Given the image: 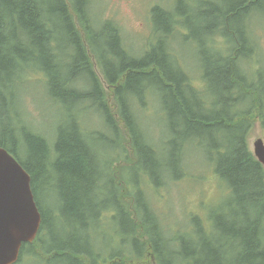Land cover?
<instances>
[{"label": "bare ground", "instance_id": "1", "mask_svg": "<svg viewBox=\"0 0 264 264\" xmlns=\"http://www.w3.org/2000/svg\"><path fill=\"white\" fill-rule=\"evenodd\" d=\"M72 1L74 2V0ZM69 2L70 0H64V3L63 0H0V12L1 14H6L5 19L2 18L0 21L1 32H5L8 38L10 37V41L7 44L3 43L1 45L5 51L3 55L11 53L17 49L15 47L20 46V49H18L19 52H17L19 54L15 57V60L17 59L16 66L13 64L6 67L0 66V73L10 71L14 67L20 66L23 68V65L27 68L38 67L36 71L33 72L31 70L30 72L32 73H28L30 74L28 80L21 79V75H19V80L16 81L12 88L7 86L4 76L0 74V103L3 98L8 96L12 102L16 103L17 109L15 112L20 115L25 113V117H29L40 115L41 109L36 103V101H40L44 109L49 105L58 107L62 110L64 118L70 119L69 122L61 124L64 131L54 140L50 139L48 131L39 128L38 124L29 117V121L33 122L37 129L50 141V150L48 144L45 143V169L40 174L39 179L56 176L61 179L80 180L76 175L69 176L66 173H59L57 169L58 163L56 162L66 163L67 157L63 154V150L55 149L57 141L61 138H63V141L68 142V139H77L78 136L91 164L90 180L92 182V189L90 188L87 192L84 206L93 207L94 211L104 204L110 206L109 208L115 206L113 205L112 192L103 188L99 190V186L104 181V174H109L110 167L114 164V161L118 160L119 149L130 142L129 135L126 131L127 122L122 116L121 102L126 111L131 132L139 141H149L153 146L151 153L147 157L148 162L157 161L163 164L170 161L177 153L179 148L173 144L168 146L161 145L162 140L160 138L161 131L159 127L166 123H171L170 129L178 135V141L181 144L179 172L186 174L185 161L191 151H198L201 156L216 163L223 170V162L228 159L227 157H230L229 154H221L225 146L222 136L225 134L226 114L229 120L235 112V107L233 105L228 106L227 111L224 110L221 113L202 112L201 107L198 105L196 99H194L197 90L193 89L194 83L191 79V72L187 68L179 66L177 62V65L171 62H164L166 63L164 68L166 74L160 71L158 75L146 76L141 79L137 87L135 85L138 81L135 80L133 89L126 91L122 89L114 97L106 95L98 85L95 74L91 73L90 69H88L90 63L87 57L88 55L85 54L84 50L82 52L83 41L80 33L75 31L73 22L69 23L68 21L62 20L64 4L66 7ZM87 3L88 0H80L78 5L83 6ZM179 4L183 6V0L176 1L177 11L175 14L168 6H162L154 13L153 21L156 33L158 34L157 45L159 43L168 45L184 40L183 45L185 46V41L187 44H189V40L196 41L183 28V10H178ZM35 10H37V22L42 28L38 34L30 32L28 29L29 25H25L20 19V15L30 14L31 11ZM164 18L168 22L167 27H165V23H163V26L161 24V19ZM84 22L90 24L88 30L92 34L96 45H100L104 53L101 56V62L105 77L108 78V74L115 77L116 75L111 69L118 70L121 63L128 62L129 58L113 44H110L109 50L105 37L106 33H111L119 38V30L112 23L109 24L106 22L102 24V28L96 22L91 23L87 19ZM248 22L250 21H244L243 23ZM217 24L224 27L222 20ZM251 27V25L245 26L248 30ZM68 30L72 31V33L68 37H65ZM238 31L244 32L245 29L242 26H238ZM36 41L41 42L45 46L46 51L40 53L37 48L35 49L34 47L37 46ZM195 45L198 53H200V44L197 43ZM15 52L13 51L12 53ZM169 56L172 57V51L166 49L165 57L169 58ZM200 58L202 59V57ZM44 63L47 64L42 65ZM70 66L76 71L75 77L73 76L74 80H71ZM200 66H203L202 71L208 73L207 76L209 77V71L207 70L208 64H203V61L200 60ZM232 68L234 72L236 70L234 63ZM37 73H42L43 76L35 79ZM237 74L239 76V73ZM240 77L243 78L241 75ZM43 97H47V99H41ZM184 101H190V107H192L191 112L188 113L185 110L188 103L183 106L185 115L178 108V102L183 105ZM149 107L153 109L157 108L152 112L149 110ZM93 112H97L98 114L95 115ZM246 114L245 112L244 115ZM99 118L100 121H97ZM0 123L3 126L5 134H14L13 129L15 130V124L11 123L1 112ZM248 128V125L243 124L236 129L239 130L240 137L245 138L248 134ZM23 131L25 136L23 135L22 138L24 139L29 135H35L28 130ZM230 144L229 149L232 150L234 148L233 142H230ZM234 144L236 148L242 147L240 142H235ZM0 147L18 158V153L14 150L3 145ZM105 147L109 148L105 149ZM18 159L22 164L25 161L20 158ZM49 161L56 164L50 167ZM77 161L79 162V160ZM142 171L156 178L159 186L167 184L161 180L159 169L156 168L151 172L147 168H142ZM143 172H132L129 175L130 179H132L134 190L141 192L143 196L142 206L138 207V216H142L145 221H148V225H152L156 231V235L160 236V240L162 239V241L167 242L162 243L160 246V262L162 264H183V256L175 253L176 248L169 241V234L166 232L167 220L155 211L150 202L148 182ZM260 175L261 171L255 169V172L251 171L248 173L247 181L253 182ZM54 185H56L54 181L46 184V194L49 192L48 194L51 195L52 191H50V187ZM221 187L225 191L228 189L223 181H221ZM40 189L37 190V198L44 217L43 219L46 223V229L49 226L52 227V221L51 219H47V217L49 215L56 216L58 220H61L56 221L57 224L64 226L65 223H70L66 227L73 231L75 230L79 240H76L71 248L62 246L50 248L48 251L42 250L43 244L47 246L63 244L59 240L58 234L52 232V243H46L41 238L38 245L32 250V262L35 260L42 262V264H55L54 262L57 258L61 257L66 260L69 257L71 259L69 264H73L72 261H74V264H151L146 256L139 255L137 249L135 250L133 248V244L136 248L140 243L137 241L138 231L134 217H132V211H125L128 216V221H131L127 228L124 227V224L120 220L113 221L112 224L117 226V238L115 239L113 237V242L122 239L124 240L123 247L118 248L116 244H108L104 241L91 240L89 242V240L85 241V234L83 232L80 233L71 221H67L65 217L61 218L57 215L62 204L59 210L58 208L54 210V207L45 205L47 201L52 203L53 200L49 196V199L46 198L44 202L40 197ZM76 192L79 195L82 193L80 190ZM115 200L117 201V198ZM259 201L260 198L256 196L251 202L243 200L239 206L240 199L236 198L230 206L218 212L215 221H223L225 217H228L229 221H231L232 217L230 218V215L232 213L236 214L244 208H250V203L257 204ZM52 210L54 211L51 213ZM77 211L79 212L77 216L74 215L73 218L68 216V219L72 221H77L76 218L80 219L82 226L88 228L89 226L86 224L92 222V213L87 212L84 208L78 209ZM251 213L243 221H247L248 219L251 222H260L259 227L257 226L256 229V236L260 243V249L257 252L261 254L264 263V218L258 215L261 212L251 211ZM102 214L103 211L101 212L99 210L98 215ZM120 215L122 214L120 213ZM233 230L234 226L232 224L226 225V231H230V236L234 239L238 249L241 252L245 251L246 247L244 242L237 234L234 235ZM45 231L44 234L46 235ZM213 233L215 232H207L202 228L194 235H186L185 239L193 247L200 245L206 246L210 244L209 242L212 241V238L220 237V235ZM141 245L145 250H149L153 245L152 235L148 233L145 242ZM44 258L49 262H45ZM188 264H197V262H190Z\"/></svg>", "mask_w": 264, "mask_h": 264}, {"label": "trees", "instance_id": "2", "mask_svg": "<svg viewBox=\"0 0 264 264\" xmlns=\"http://www.w3.org/2000/svg\"><path fill=\"white\" fill-rule=\"evenodd\" d=\"M53 1V0H52ZM197 3H191V0H183V6L179 4L178 10H183V28L188 31V33L200 44V57H202L203 64H208L207 70L208 73L202 71L203 66H199V73L203 78L204 82L201 84H196L194 79H191L194 83L193 89L197 90V93L194 97L198 105L201 107L202 112H213L221 113L227 111V107L236 104L234 103V91L235 83L238 82L237 79V62L242 56V48L246 42H249L247 37L248 29L245 26H249L250 23H243L248 21L252 13L261 12L264 13V0H219V2L209 1V0H194ZM64 3V0H63ZM80 0H70L69 4H64V14L62 20L68 21L69 23L73 22V27L77 33H80L83 44L82 48L85 51V54L93 55L95 58H98L101 62V56L104 54L100 48V45H96L93 40L92 34L89 32L88 27L89 23L84 22L76 10L73 9V14L70 11V7H75L82 12L83 6L78 5ZM74 4V5H73ZM157 11L155 9L154 13ZM177 11V6L172 11L174 14ZM4 13L0 12V21L5 19ZM21 16V21L25 25H29L28 29L33 34H38L41 31V27L37 22V10L31 11L30 14H23ZM77 17V20H76ZM246 18V19H245ZM161 24H166L167 20L161 19ZM222 20L224 27L219 26V23ZM112 23L115 27L117 26L113 20L102 18L96 23L101 27L104 23ZM1 26V22H0ZM238 26H242L245 31H238ZM103 28V27H102ZM72 31L68 30L65 37H68ZM106 42L110 50V44H113L117 49H119L126 57L129 58L128 62H122L118 70L111 69L115 73V77L108 74V78L105 77V82H101L97 77L96 81L100 88L103 90V93L110 95L113 88H116L115 96L120 93V90L124 89H133L135 85L137 87L139 81L146 76L158 75L159 72H165V61L171 62L183 68H187L182 62H179L180 57L175 55L172 52V57H165L167 45L162 43L156 44L155 47H152L149 51L145 52V56L142 59L134 58L130 52L125 47L123 41L118 38L116 35L111 33H106ZM158 39V34L156 33V41ZM10 41V37L4 32H1L0 27V66H8L13 64L16 66L20 46L15 47L17 49L15 53H9L3 55L5 52L2 48V44H7ZM203 42V44H202ZM37 46L34 47L40 53L46 51L45 46L41 42L36 41ZM21 45V44H20ZM82 50V52H83ZM171 50V49H170ZM54 51V50H51ZM36 53V51L34 50ZM175 56V57H174ZM88 57V56H87ZM179 58V59H178ZM90 65L88 69L92 67L90 57H88ZM177 62V63H176ZM102 63V62H101ZM233 63L236 65V70L233 72ZM44 63L42 65H45ZM28 69V70H27ZM37 68H27L23 65V68L14 67L10 71L1 72L0 74L4 76L6 84L9 88H12L17 80H19V75L21 79H29L31 70L34 72ZM71 69V80H74V75L76 74L75 70L70 66ZM188 69V68H187ZM189 70V69H188ZM32 73V72H30ZM92 73V71H91ZM68 74V76H69ZM67 76V75H66ZM74 76V77H73ZM105 85H108L106 87ZM73 95V93H72ZM201 98V99H200ZM191 101V100H190ZM190 101L183 103V105L178 102V108L180 112L185 115L183 112V106L187 104L185 110L190 113L192 107ZM122 107V116L127 122L126 131L129 135L130 142L123 145L118 151V162H121L120 168L124 172L123 183V211L121 214L124 215L121 218V221L124 224V227L127 228L128 224L131 221H128V216L125 211H132L134 217L137 221L135 225L138 229L139 234L149 233L153 237V246L158 255H160V246L162 243H167L160 240L158 235H156L155 229L148 225V221H142L143 217L138 216V207L142 206L143 196L141 192L130 190L127 188V184L132 182L129 175L132 172H143L142 168H147L153 172L156 168L159 169L161 180L165 181L167 184L164 186H159L156 178L151 175L143 172L147 179L152 178L155 180V188L157 190V195L163 197L162 188H172V187H181L184 195V176L180 169V148L181 144L178 141V135L175 133L173 137H169L164 140L163 144H173L178 147L177 153L173 158L165 163H160L157 161L148 162L147 157L152 151V145L149 141H139L134 134L131 132L128 118L124 106L121 102ZM16 103L12 102L8 96L2 99L0 103V112L3 113L8 120L15 124V130L13 129L14 134H5L3 131V126L0 123V146H5L11 150H14L18 158L25 160L24 163L20 162L23 167L30 173L32 178V188L37 198V190L41 188L42 180L45 181V184L50 182V178H40V174L45 169V153H46V144L49 146L50 150V141L45 135H43L35 126L33 122L30 121L32 126L26 124L22 115L16 113ZM228 120L226 114V124H225V134L222 136L225 146L223 147L224 151H221V154H229L230 157H227L223 164V170L214 162L210 161L212 166V172L215 175L216 181L221 185L223 181L224 185L228 188L226 191L222 189L225 194V200L219 205L208 204L201 192L194 191L191 196L186 197L193 201L194 208H183V240L178 245H175V253L183 256V264H188L190 262H197V264H264L263 258L259 251V240L256 236L257 226L259 227V221H243L247 218L249 214H252L251 211L261 212L260 216L264 218V171L263 166L256 160L252 152L248 149L246 145V140L244 137H240V132L236 129L239 126H234L235 122L234 115L232 114ZM183 118V117H182ZM234 123V124H233ZM231 125V128H230ZM23 130H28L32 132L33 135L22 138L24 135ZM62 133V132H61ZM60 133V134H61ZM233 133V134H230ZM14 135V136H13ZM25 136V135H24ZM30 138V140H29ZM28 139V140H27ZM230 142H233L234 148L229 149ZM235 142H240L242 144L241 148L235 147ZM82 142L77 136V139L71 138L67 141H63L61 138L57 141V146L55 149L63 150V154L67 157L66 163L56 162L57 169L60 174L66 173L69 176L76 175L80 180H72L63 178L61 183L63 185H68L70 190H67V194L64 195L66 201L67 211H65L70 218H73L74 215H78V209L83 208L85 203L87 192L89 189H92V182L90 183V173H91V164L89 163L88 156L82 147ZM162 145V144H161ZM217 151V149H216ZM17 158V159H18ZM19 160V159H18ZM74 160V161H73ZM79 160V162L77 161ZM20 161V160H19ZM73 161V163H72ZM49 161L50 167L54 166L56 163ZM148 166V167H147ZM176 169V172H174ZM255 169L261 171V175L256 177L253 182L247 181L248 173L255 172ZM221 170V171H220ZM247 178V179H246ZM80 190L82 193L79 195L76 191ZM230 191V193H229ZM258 196L260 201L257 204L250 203V208H244L243 210L238 211L236 214L232 213L229 221L228 217H225L223 221H215L218 212L226 209L234 201V199L239 198L240 203L245 200L246 202H251ZM40 207V204L38 202ZM106 205L104 204L103 207ZM102 207V208H103ZM124 207V208H123ZM86 211L92 213L94 216V208L86 206ZM201 209H209L210 212L207 213V217L204 218L203 212H195ZM62 212V213H65ZM256 215V214H254ZM138 216V217H137ZM44 218V217H43ZM139 221V222H138ZM203 221H211V227L208 229ZM232 224L234 226L233 233L237 234L246 247L245 251L238 249L237 244L234 239L230 236V231H226V225ZM132 225V224H131ZM133 228V226H132ZM205 229L207 232H215L213 234L220 235L219 238H212L210 244L204 246H191L185 239L186 235H194L200 229ZM216 236V235H215ZM138 240V239H137ZM170 241V240H169ZM140 243V249L142 253L145 251L144 247ZM170 243H172L170 241ZM139 245V244H138ZM202 246V247H201ZM200 253V255H198ZM261 261V262H260ZM74 264V261H72ZM162 264V263H161Z\"/></svg>", "mask_w": 264, "mask_h": 264}, {"label": "rangeland", "instance_id": "3", "mask_svg": "<svg viewBox=\"0 0 264 264\" xmlns=\"http://www.w3.org/2000/svg\"><path fill=\"white\" fill-rule=\"evenodd\" d=\"M116 3H114L112 0H102V2H98L97 0H92L90 1V3L88 2L89 6L91 5H95L98 9L102 10V12L100 14L106 16L107 18H118L120 21V24L122 26V31H123V35L124 37L132 44H134V50L137 51V49L139 48H143L146 46V43L149 41L150 45H147L145 50H149L152 47H155L157 44V41L155 38H151V30H152V26L149 20V15L151 14V10L152 8L155 6V4H162V5H166L169 0H115ZM177 1V0H176ZM209 1H215V2H219V0H209ZM197 3V2H194ZM108 5V7H107ZM113 6V7H112ZM87 5H83L84 9H87ZM115 9L118 10V13L115 14ZM97 13V12H96ZM118 14V15H117ZM99 16L98 13L94 14L91 21L94 23L96 21H98ZM251 24H255V29H251L249 31V36H252L254 32L258 33L261 36V39L259 41V45L262 47V45L264 46V15L262 13H257L255 15H253L252 17H250L249 19ZM263 37V39H262ZM151 38V39H150ZM184 41V40H183ZM198 43V39H196L195 42H193L192 40H189V44H187V42L185 41V46H183V49L180 50L181 51V55L180 58L183 59V64L185 66H188V68L190 69L191 75H195L199 72V66H200V56L198 53V49L196 47L195 44ZM243 45V49L246 50L247 45L246 44H242ZM263 49V53L260 55V58L258 60L257 63V70L261 71L264 74V48ZM144 50V51H145ZM142 51L137 52L138 56L141 55ZM43 74L42 73H37L35 75V79H39L40 77H42ZM198 75H195L194 77H197ZM194 82L196 84H201V82H203L200 78H194ZM41 99H47V97H43ZM38 107L41 109V113L39 116H29L32 120H34L37 124L38 127L41 129H44L45 131H48L49 135H50V139H57L60 136V133L62 131H64L62 129L61 124L64 122H69L70 119L68 118H64L63 112L60 108L55 107V106H51L49 105L46 109H44L42 102L40 101H36ZM157 104V102H156ZM157 108V107H156ZM155 109L149 107V110L154 112ZM95 115H97V112H93ZM92 114V113H91ZM29 117H25V113H23L22 115V119L23 121L28 124L29 126H32L30 121H29ZM61 121V122H60ZM100 121V118L97 120ZM171 123H166L164 125H162L161 127H159V130L161 131V135L160 138L162 140V145H170V144H163L165 139H168L169 137H173L174 133L172 132V130L170 129ZM109 148V147H105ZM114 166V164L112 165V167ZM215 166V163H214ZM176 172V169L175 171ZM187 173V171H186ZM203 175V179L202 181H200L199 183H196L195 180L192 177H189L188 175H186L183 179L184 181V195L186 197H189L192 195V193L194 191H198L201 192L203 194V190L207 185H213L216 181L215 179V175L212 172V168L208 167L206 169L203 170L202 172ZM149 176V175H146ZM150 177V176H149ZM152 179V178H151ZM121 180H123V178L121 177ZM50 181H54L56 183V185L50 187V191H52L51 195H49L48 193L46 194V184L43 183L41 184V194L40 197L42 198V200L45 202L46 198L49 199V196L51 198L52 203H49L47 201V203H45L46 206L49 207H54L53 209H57L59 210L60 205V211L59 214H57L58 216L65 217V219L67 221H71V223L74 224V226L80 231V233H84L85 234V241L89 242L91 240H97V241H103V240H107L109 239L106 235L110 234L111 236H113L115 239L117 238L116 235V231H117V226L113 224V221H110L111 218H103L101 216L98 215L100 208L96 209V211L94 212V216L92 219V222L89 224H86L87 226H89L88 228L82 226L80 219H77V221H72L68 219V214L65 212L67 211V207H66V201H65V197L64 195L67 194V190H70L68 185H63L61 183L62 179L56 176H52V178H50ZM124 181V180H123ZM153 183L156 184L155 180L152 179ZM91 183V181H89ZM115 184L112 182L111 180V175L110 173H105L104 174V181L102 182V184L99 186V190H101V188L108 190L109 192H112V199H113V205H117L118 202L115 200V198L118 199V197L121 196V191L119 189H116ZM117 186V185H116ZM131 189V186H130ZM162 193H164L165 196V200L162 199V201H165L169 204L172 203V200L174 199H183L186 202H193L192 200L186 198L185 196H183V190L182 188L179 189L178 191L174 190L173 192L170 193L169 188H162ZM230 193V191H229ZM215 197L213 191L211 188H208V190H206L205 192V198L207 199H213ZM224 197L221 198L220 200H218L215 203H211L212 205H219L221 206V204L223 203ZM41 203L43 204V202L41 201ZM44 210H45V206L44 204L42 205ZM186 207H188V205H186ZM84 210H86L85 206L83 205ZM180 209V210H178ZM52 210L51 213L54 211ZM172 210V208H167V211L170 212ZM46 211V210H45ZM182 212L183 213V201L182 202H178L177 203V208L174 210L175 213L172 214L173 218L179 219L182 216H178L176 212ZM65 212V213H62ZM195 212H203V216L204 218L207 217V213L210 212L209 209H201V210H197ZM120 221H123V219L121 217ZM47 219H51V223H52V227L49 226L45 233L46 235L42 236L43 241L46 243H52L51 241V236H52V232L58 234V238L59 240L63 243L61 244H53L51 246H47L45 244H43L42 250L48 251L50 248H57V247H62V246H66L68 248L72 247V244L76 241L79 240V238H77V234L75 232V230H71L68 229L66 226L70 225V223H65L64 226H61V224H57L56 221H61L58 220L56 216H48ZM100 221V222H99ZM119 221V220H116ZM115 222V221H114ZM204 225L209 229L211 227V221H203ZM93 224V225H92ZM92 225V227H91ZM112 225V226H111ZM184 227V225H183ZM175 230L177 231H181V229H179L178 227H174ZM100 233V234H99ZM56 238V237H53ZM81 239V238H80ZM113 241V240H112ZM111 241V242H112ZM110 242V241H108ZM109 244V243H108ZM113 244H115V242H113ZM124 244V240L123 243ZM133 244V242H132ZM112 247V245H111ZM110 247V248H111ZM133 248L136 250L134 244H133ZM138 250H140V247L138 248ZM22 259V258H21ZM32 257H27L26 260L24 261H20L18 264H42V262L40 261H33L32 262ZM45 259V262H49L48 260ZM71 261V259L69 257L66 258V260H64L63 258L59 257L55 260V264H69Z\"/></svg>", "mask_w": 264, "mask_h": 264}, {"label": "water", "instance_id": "4", "mask_svg": "<svg viewBox=\"0 0 264 264\" xmlns=\"http://www.w3.org/2000/svg\"><path fill=\"white\" fill-rule=\"evenodd\" d=\"M255 147L264 163V145ZM41 219L30 174L0 147V264L18 260L22 242L35 238Z\"/></svg>", "mask_w": 264, "mask_h": 264}, {"label": "flooded vegetation", "instance_id": "5", "mask_svg": "<svg viewBox=\"0 0 264 264\" xmlns=\"http://www.w3.org/2000/svg\"><path fill=\"white\" fill-rule=\"evenodd\" d=\"M234 124V123H233ZM241 126V125H243V123H239V124H234V126ZM248 130H249V128H248ZM245 140H246V137H245ZM45 229H46V223H45V221H44V219H43V224H42V227H41V233H40V238L38 239V242L40 241V239L42 238V236H44L45 234H44V231H45ZM27 253H28V255L27 256H29V250L27 251Z\"/></svg>", "mask_w": 264, "mask_h": 264}]
</instances>
